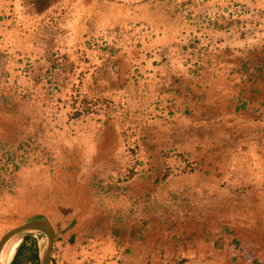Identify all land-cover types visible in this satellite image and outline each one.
Wrapping results in <instances>:
<instances>
[{"label": "rangeland", "instance_id": "rangeland-1", "mask_svg": "<svg viewBox=\"0 0 264 264\" xmlns=\"http://www.w3.org/2000/svg\"><path fill=\"white\" fill-rule=\"evenodd\" d=\"M119 197L264 243V0H0V238L66 214L113 264Z\"/></svg>", "mask_w": 264, "mask_h": 264}, {"label": "crops", "instance_id": "crops-1", "mask_svg": "<svg viewBox=\"0 0 264 264\" xmlns=\"http://www.w3.org/2000/svg\"><path fill=\"white\" fill-rule=\"evenodd\" d=\"M81 201L66 200L68 203H63L69 206L65 205L66 212L74 209L73 215L78 217L81 213L77 205ZM131 204L129 197H119L114 209L111 208L115 211L135 208L133 214L137 217L126 223L128 227L134 223L137 228L126 234L125 243L116 245L114 240L113 253L109 255L114 258L113 264H264V243L258 240L260 236L248 238L237 220L228 219L227 211L210 212L209 206L192 210L175 204L166 207L168 203L164 202V206ZM65 215V220L62 216H42L53 226L54 237H58L53 242L50 264H99L102 252L77 241L78 234L73 237V230L67 226L71 217ZM41 238L42 234L36 231L23 233L8 264H38ZM36 249V258H28Z\"/></svg>", "mask_w": 264, "mask_h": 264}, {"label": "water", "instance_id": "water-1", "mask_svg": "<svg viewBox=\"0 0 264 264\" xmlns=\"http://www.w3.org/2000/svg\"><path fill=\"white\" fill-rule=\"evenodd\" d=\"M28 231H36L42 235H47L48 241L40 250L38 264H50V253L53 247L54 229L51 223L42 216L30 217L7 229L0 238V249L4 242L12 235Z\"/></svg>", "mask_w": 264, "mask_h": 264}, {"label": "bare ground", "instance_id": "bare-ground-1", "mask_svg": "<svg viewBox=\"0 0 264 264\" xmlns=\"http://www.w3.org/2000/svg\"><path fill=\"white\" fill-rule=\"evenodd\" d=\"M23 232H19V233H16L14 235H12L11 237H9L6 242H4V244L2 245L1 249H0V264H7L10 260V257L12 256L13 252H14V248H15V245L18 241V239L20 238V236L22 235ZM44 236V240L48 241V237L47 235H43ZM8 244V247H7V250H6V255H5V258L3 259L2 261V257H3V252L6 248Z\"/></svg>", "mask_w": 264, "mask_h": 264}, {"label": "trees", "instance_id": "trees-1", "mask_svg": "<svg viewBox=\"0 0 264 264\" xmlns=\"http://www.w3.org/2000/svg\"><path fill=\"white\" fill-rule=\"evenodd\" d=\"M36 255H37V249L34 250V252L32 251V253L28 256V258L30 259H35L36 258ZM14 264V263H13Z\"/></svg>", "mask_w": 264, "mask_h": 264}]
</instances>
